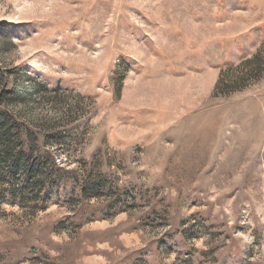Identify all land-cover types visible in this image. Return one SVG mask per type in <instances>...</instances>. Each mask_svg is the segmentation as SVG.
<instances>
[{
    "label": "rangeland",
    "instance_id": "374dc122",
    "mask_svg": "<svg viewBox=\"0 0 264 264\" xmlns=\"http://www.w3.org/2000/svg\"><path fill=\"white\" fill-rule=\"evenodd\" d=\"M0 264H264V0H0Z\"/></svg>",
    "mask_w": 264,
    "mask_h": 264
}]
</instances>
